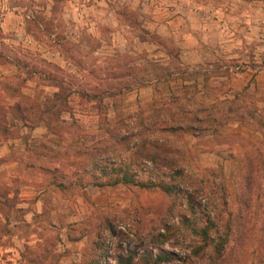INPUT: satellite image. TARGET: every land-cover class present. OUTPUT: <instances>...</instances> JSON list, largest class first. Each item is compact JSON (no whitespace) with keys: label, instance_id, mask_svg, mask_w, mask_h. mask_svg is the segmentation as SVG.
I'll return each mask as SVG.
<instances>
[{"label":"rangeland","instance_id":"1","mask_svg":"<svg viewBox=\"0 0 264 264\" xmlns=\"http://www.w3.org/2000/svg\"><path fill=\"white\" fill-rule=\"evenodd\" d=\"M263 71L264 0H0L4 161L43 203L0 264H264ZM163 102L212 105L171 193L119 178L154 180L134 147Z\"/></svg>","mask_w":264,"mask_h":264},{"label":"trees","instance_id":"2","mask_svg":"<svg viewBox=\"0 0 264 264\" xmlns=\"http://www.w3.org/2000/svg\"><path fill=\"white\" fill-rule=\"evenodd\" d=\"M83 95L89 97V94L86 92ZM211 106L200 104L190 115H187L188 110L182 107L174 110L167 103L163 102L155 109V113L150 116L149 122H143L139 129L145 132L144 134L140 132V134H152V137L150 139L144 136L140 137L139 142H136L134 147V149H138L139 147V150L136 151L137 156H139L141 161L148 163L145 167L154 172L155 175L153 178L155 181L152 179L147 181L134 179V172L128 173L126 167L120 168V181L130 182L138 187L157 188L165 193L173 192L174 185L167 181L165 176L168 173L181 174V169L184 168L182 164L184 154L180 150V147L182 148V145L184 146V141L182 137V140H180V132L186 131L197 135L200 131L205 130L207 127L205 123L211 117ZM199 111L201 112L199 113ZM119 139H122V137ZM177 141L180 142V145L176 143ZM133 164L137 165L136 161ZM113 170L116 172L117 167H113ZM117 179L118 177L112 182H117L119 180ZM157 241L161 242L162 239H158ZM211 249L215 251V257H218L222 245H212ZM164 257H166L165 253L161 252L157 253L152 260L158 261ZM130 260L131 257L128 254L119 259V264H130ZM209 264L213 263L211 262Z\"/></svg>","mask_w":264,"mask_h":264},{"label":"crops","instance_id":"3","mask_svg":"<svg viewBox=\"0 0 264 264\" xmlns=\"http://www.w3.org/2000/svg\"><path fill=\"white\" fill-rule=\"evenodd\" d=\"M236 74L233 78L235 82L233 86L240 89L246 84L248 77H246L245 71ZM256 75L259 79V86L264 89V71ZM238 121V119L233 120L231 123L235 126L239 123ZM6 129L2 127L1 132L9 135L10 129L7 127ZM14 137L6 136V138L0 139V254L7 253L5 258H12L10 255L18 254L20 247L26 242H34L41 228L38 219L43 211L40 192L28 189L25 181L19 175L17 177L14 174L15 170L9 169V161L8 163L4 161L5 158L7 159L6 156L11 153V145L16 142L17 138ZM221 143H224L223 146L226 145V142ZM10 164L16 166L18 161L11 160ZM3 262L9 264L7 259Z\"/></svg>","mask_w":264,"mask_h":264}]
</instances>
